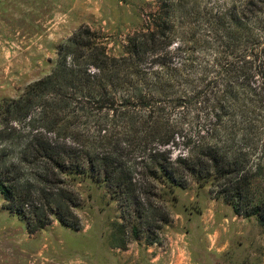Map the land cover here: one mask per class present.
Segmentation results:
<instances>
[{"label":"rangeland","instance_id":"obj_1","mask_svg":"<svg viewBox=\"0 0 264 264\" xmlns=\"http://www.w3.org/2000/svg\"><path fill=\"white\" fill-rule=\"evenodd\" d=\"M243 1L0 0L2 171L15 167L10 176H17L21 185L43 187L38 176L48 172L36 155L39 148L50 139L63 142L76 140L79 134H95L99 124L113 119L115 109L123 108V87L113 107L110 98L103 105L68 95L69 107L56 115L49 104H61L64 97L57 88L53 95L33 92V104L27 105L31 87L60 67L61 49H71L68 67L80 59L71 39L81 29L90 31L81 39L83 45L96 42L110 58L121 59L140 49L135 54L140 60L136 67L140 87L153 96L152 104L174 136L176 146L168 151L173 160L187 155L201 137L212 140L213 125L228 121L219 92L227 81L237 86L249 116L260 118L264 45L259 44L264 41V25L258 29L253 20L264 19V12L249 9L250 33L243 32L236 23ZM143 42L147 47L137 49ZM121 65L120 70L127 67ZM89 72L100 75L95 68ZM157 78L169 86L165 96L155 90ZM21 96L20 115L13 120L9 115L8 120L6 106ZM127 108L138 111L135 104ZM262 140L255 136L250 145L256 150L255 163L259 158L264 163ZM67 184L79 199L71 218L78 227L63 226L53 216L49 228L33 236L21 219L7 211L0 192V260L9 257L11 264L16 259L19 264H264V226L255 218L235 214L210 184L200 187L188 178L166 197L168 223H152L140 230L137 239L106 186L92 179ZM44 245L50 258L27 255Z\"/></svg>","mask_w":264,"mask_h":264},{"label":"trees","instance_id":"obj_2","mask_svg":"<svg viewBox=\"0 0 264 264\" xmlns=\"http://www.w3.org/2000/svg\"><path fill=\"white\" fill-rule=\"evenodd\" d=\"M249 9H253V13H263L264 0H244L241 12L237 13L236 23L247 34L250 33L249 22L253 20L247 17ZM253 21L258 29L259 25H264V19L259 16ZM89 33V29H81L71 39L76 46L75 53L80 56L73 66H67V54L71 49H61L60 67L31 87L27 105L33 104V92L43 90L53 95L51 91L57 88L64 98L60 100L61 104H49L56 115L69 107L68 95H78L80 100L103 105L105 99L110 98L113 107L118 102L119 89L123 87L125 93L120 100L123 108L115 109L113 119L99 124L95 134H79L76 140L63 142L50 139L41 150L39 148L36 155L45 163L48 172L46 176H38L43 187L31 183L21 185L17 176H10L12 170L16 171L15 167L2 171L0 161V192L7 209L25 221L30 234L50 225L53 216L63 226L77 228L71 218L79 199L67 188V182L92 179L106 186L137 239L140 230L152 223H168L165 203L169 200L166 197L192 178L200 187L214 186L235 214L245 219L255 218L264 226V163L263 158L254 162L256 150L250 146L255 136L263 137L260 152L264 156V89L261 94L262 116L250 117L237 86L225 82L219 92L224 108H227L228 121L213 125L209 133L212 140L201 137L187 155L173 160L168 151L170 146H176L174 136L152 104L153 96L140 87L136 69L140 60L135 54L140 50L138 48L147 47V43L137 45L138 50L130 52L129 56L110 58L105 48L96 42L83 45L81 39ZM262 45L264 41L259 44ZM122 62L127 66L124 70H120ZM90 67L97 69L100 75H91ZM155 85L160 96L169 91V86L163 84L161 78L156 79ZM22 100L23 96L8 103L5 108L8 120L20 115ZM130 104H135L138 111L129 110L127 106ZM238 116L243 118L242 122H237Z\"/></svg>","mask_w":264,"mask_h":264},{"label":"crops","instance_id":"obj_3","mask_svg":"<svg viewBox=\"0 0 264 264\" xmlns=\"http://www.w3.org/2000/svg\"><path fill=\"white\" fill-rule=\"evenodd\" d=\"M4 200V199H3ZM5 202V201H4ZM5 208L7 209V207L5 206ZM7 211L9 212V213H11L12 215H16L19 219H21L17 214H15L14 212H12V211H10L9 209H7ZM22 220V219H21ZM24 223H25V221L24 220H22ZM25 225H26V228H27V232H28V234L30 235V236H33V235H37L38 233H40L41 231H43V230H45V229H47V228H49V226L50 225H48L46 228H44L43 230H41V231H39V232H37V233H35V234H30L29 233V231H28V227H27V224L25 223ZM58 224H56L54 227H56ZM24 255H26L25 253H24ZM27 255H29V257L31 256V257H33V256H39V257H42L43 259L44 258H50V253L48 252V247H47V245H44V246H42L41 248H39V249H34V250H32V251H30ZM7 257V256H6ZM28 257V258H29ZM10 260V261H9ZM11 262V259L9 258V257H7V259H5V258H1V260H0V264H9ZM14 263L15 264H19V259H16V260H14ZM11 264V263H10Z\"/></svg>","mask_w":264,"mask_h":264}]
</instances>
